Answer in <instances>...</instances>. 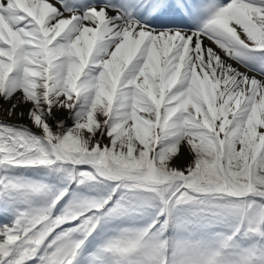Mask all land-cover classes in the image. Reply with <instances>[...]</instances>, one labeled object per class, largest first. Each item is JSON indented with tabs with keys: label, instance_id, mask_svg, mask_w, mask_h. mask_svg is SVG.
Segmentation results:
<instances>
[{
	"label": "snow or ice",
	"instance_id": "1",
	"mask_svg": "<svg viewBox=\"0 0 264 264\" xmlns=\"http://www.w3.org/2000/svg\"><path fill=\"white\" fill-rule=\"evenodd\" d=\"M0 264H264V0H0Z\"/></svg>",
	"mask_w": 264,
	"mask_h": 264
}]
</instances>
